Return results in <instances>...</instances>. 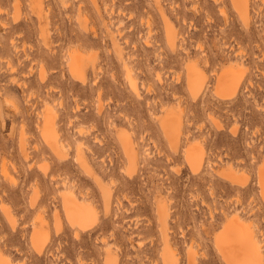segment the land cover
<instances>
[{"label":"rangeland","instance_id":"374dc122","mask_svg":"<svg viewBox=\"0 0 264 264\" xmlns=\"http://www.w3.org/2000/svg\"><path fill=\"white\" fill-rule=\"evenodd\" d=\"M247 3L243 21L232 0H0L2 259L163 264L167 243L174 264H231L216 237L237 217L257 241L256 261L242 263L264 264V0ZM76 48L83 82L67 69ZM188 64L203 75L195 95ZM230 70L240 84L221 96L219 75ZM49 112L62 157L42 136ZM166 122L178 126L176 140ZM192 149L202 154L197 170ZM64 193L92 210L84 229L70 224ZM34 231L47 238L41 253Z\"/></svg>","mask_w":264,"mask_h":264},{"label":"bare ground","instance_id":"6f19581e","mask_svg":"<svg viewBox=\"0 0 264 264\" xmlns=\"http://www.w3.org/2000/svg\"><path fill=\"white\" fill-rule=\"evenodd\" d=\"M35 3L40 2V0H34ZM241 19L243 21L248 20V3L247 0H232ZM165 40L166 43L170 48L175 46L176 42V35L173 31L172 27L165 23ZM116 53H120V50L113 46ZM67 62V69L69 74L80 80L84 81L86 79V61L83 57L82 52L79 48L75 50L69 51ZM126 77L128 87L133 91L137 92L136 81L131 77L130 70L126 68ZM186 81L188 85L189 91L195 95L197 94L202 86H203V75L200 74V71L193 65L188 64L186 67ZM241 81V72L238 70H230L224 71L219 75L218 84L220 85L219 93L221 96H231L235 93L236 89L238 88ZM50 112L47 113L43 126H42V136L45 142L48 144L49 148L54 150V153L57 157H62V146L58 140V133L54 128V122L52 117L49 116ZM163 127H168V131L171 134L173 140H176L178 137V126L177 125H169V122L163 123ZM130 140L125 139L123 141V146L127 151H132V145L129 143ZM82 153H78L77 159L79 160L81 168L89 172V169L85 162H83L80 156ZM130 154V153H129ZM131 155V154H130ZM135 155V152H134ZM132 154V157L134 156ZM202 154L200 152L195 153L189 151L187 154V162L194 170H197L202 162ZM132 165V163H131ZM131 166L130 168H132ZM228 176L231 178H237L234 176L232 172L228 173ZM239 179V178H238ZM259 184L262 189V196L264 199V166L259 171ZM101 191L103 194L104 202H107L110 199V193L107 189H105L100 183ZM63 207L66 210L67 218L70 221L71 225L77 226L79 229H84L87 227V224L90 220L94 219V214L92 210L85 205L80 200H77L71 193H64L62 196ZM159 218L161 222H164L166 211L164 207H159ZM248 224V223H247ZM246 225V224H245ZM217 243L220 248V252L222 256L227 258H232L233 263L231 264H244L242 261L244 259L254 262L256 261L257 257V241L254 240L248 233L247 230L244 228V225L239 222L237 217H231L230 220L224 226L223 232L216 237ZM32 245L33 248L37 251V253H41L43 246L46 244L47 238H45L44 234L40 231H34L32 234ZM166 241V240H165ZM260 246V245H259ZM258 246V247H259ZM239 253H244L242 256ZM39 255V254H38ZM261 255V254H260ZM261 258V257H260ZM259 258V259H260ZM258 259V258H257ZM162 262L163 264H174V259L172 257L171 252L169 251V247L167 243L163 248L162 252ZM258 262V261H257ZM0 264H10L7 260L2 259L0 257ZM104 264H115L114 259L110 257H106Z\"/></svg>","mask_w":264,"mask_h":264},{"label":"snow or ice","instance_id":"6c2138e0","mask_svg":"<svg viewBox=\"0 0 264 264\" xmlns=\"http://www.w3.org/2000/svg\"><path fill=\"white\" fill-rule=\"evenodd\" d=\"M73 227H75V225H73ZM78 238V237H77Z\"/></svg>","mask_w":264,"mask_h":264}]
</instances>
